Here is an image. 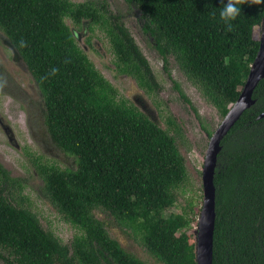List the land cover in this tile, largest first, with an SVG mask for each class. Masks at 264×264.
Instances as JSON below:
<instances>
[{"label": "trees", "instance_id": "1", "mask_svg": "<svg viewBox=\"0 0 264 264\" xmlns=\"http://www.w3.org/2000/svg\"><path fill=\"white\" fill-rule=\"evenodd\" d=\"M125 1L142 12L165 67L173 57L225 117L259 51L264 5H242L229 31L219 18L222 0ZM68 18L102 28L121 74L148 91L158 86L149 59L107 0H0V29L38 83L52 138L75 159V167L39 165L43 193L79 230L67 244L46 229L22 181L0 162L2 264H152L123 247L97 210L130 228L155 264H197L190 216L164 215L188 179L177 137L119 97L78 44ZM254 98L218 156L214 264H264V117L258 118L264 78Z\"/></svg>", "mask_w": 264, "mask_h": 264}, {"label": "rangeland", "instance_id": "2", "mask_svg": "<svg viewBox=\"0 0 264 264\" xmlns=\"http://www.w3.org/2000/svg\"><path fill=\"white\" fill-rule=\"evenodd\" d=\"M107 1L110 8L123 17L149 59L158 81V86L154 90H145L133 77L118 71L110 43L102 28L94 26L92 30L89 21L76 26L69 18L67 23L71 28H77L78 44L118 89L119 97L138 106L163 128L171 129L170 131L177 137L180 151L186 159L188 179L179 189L177 202L165 210L164 215L169 217L176 213L188 214L191 218L188 233L194 234L196 241L198 220L204 201L203 167L206 153L210 139L224 117L187 78L173 57L168 68L165 67L164 59L155 47L154 38L144 30L145 19L142 12L135 5L125 0ZM0 32L7 38L1 29ZM258 32L261 35L262 25L258 27ZM7 43L0 33V62L11 57ZM20 67V71L17 70V73L14 71L18 77L17 81L24 82L31 99L27 100L26 91L23 93L15 88L12 91L16 95L0 92V162L13 177L22 181L23 194L28 197L30 207L38 214L43 226L52 230L64 243L71 244L79 230L65 220L45 197L44 179L39 173V165L75 167V159L66 154L52 138L45 122V102L38 83L24 65ZM176 85H179V88ZM182 92L191 103L182 96ZM96 213L123 247L152 264L156 263L134 237L130 228L120 224L107 211L97 210Z\"/></svg>", "mask_w": 264, "mask_h": 264}, {"label": "water", "instance_id": "3", "mask_svg": "<svg viewBox=\"0 0 264 264\" xmlns=\"http://www.w3.org/2000/svg\"><path fill=\"white\" fill-rule=\"evenodd\" d=\"M264 78V21L260 35L259 51L251 64V69L245 81L239 98L230 105L219 127L214 131L206 153L203 167L204 201L198 220L196 234L197 264H214V236L216 226V198L215 174L218 166V156L222 150V141L246 110L255 103L254 92ZM264 117V112L258 118Z\"/></svg>", "mask_w": 264, "mask_h": 264}, {"label": "flooded vegetation", "instance_id": "4", "mask_svg": "<svg viewBox=\"0 0 264 264\" xmlns=\"http://www.w3.org/2000/svg\"><path fill=\"white\" fill-rule=\"evenodd\" d=\"M72 31L74 32L76 39H77V36L79 33L77 28H72ZM0 33L3 37H5V41L7 43L8 37L6 38V36L2 32H0ZM79 36H80V34H79ZM8 41H9V43H7V44H8V47L10 49V50L8 49V51L11 53V57L6 58V60L3 59L4 62H0V92H4L6 94H11V95H16L12 91V89L15 88L17 91H20L23 93L26 91L28 93V99L27 100H30L31 96L29 94V91L26 90V85H24V82L21 83L20 81H17L18 77L16 76L15 72L17 70L20 71L21 70L20 66L23 67V65H24L27 68V70L31 73V77H34V76H33L32 72L30 71V69H29L26 61L24 60L23 56L21 55L20 51L16 47V45L13 44L9 38H8ZM10 67L12 69H10ZM13 72H14V76H13ZM30 104H31V101H29V105Z\"/></svg>", "mask_w": 264, "mask_h": 264}, {"label": "clouds", "instance_id": "5", "mask_svg": "<svg viewBox=\"0 0 264 264\" xmlns=\"http://www.w3.org/2000/svg\"><path fill=\"white\" fill-rule=\"evenodd\" d=\"M245 3L254 4L257 6L264 5V0H227L226 3L223 2V8L219 11L220 20L226 25L229 31L233 28V22L236 21L238 16L242 11V5ZM215 15V13H213ZM57 69H52V74L56 73Z\"/></svg>", "mask_w": 264, "mask_h": 264}]
</instances>
